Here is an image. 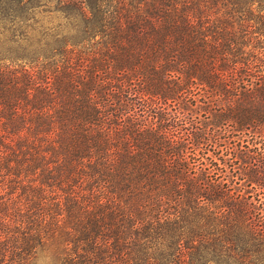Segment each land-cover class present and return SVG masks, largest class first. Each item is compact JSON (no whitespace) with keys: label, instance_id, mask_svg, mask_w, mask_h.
<instances>
[{"label":"trees","instance_id":"trees-1","mask_svg":"<svg viewBox=\"0 0 264 264\" xmlns=\"http://www.w3.org/2000/svg\"><path fill=\"white\" fill-rule=\"evenodd\" d=\"M0 264H264V0H0Z\"/></svg>","mask_w":264,"mask_h":264}]
</instances>
